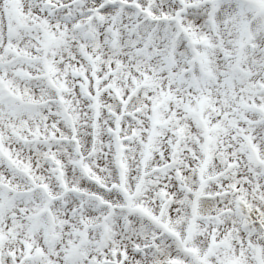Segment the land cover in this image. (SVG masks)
<instances>
[{"label":"snow or ice","instance_id":"6c2138e0","mask_svg":"<svg viewBox=\"0 0 264 264\" xmlns=\"http://www.w3.org/2000/svg\"><path fill=\"white\" fill-rule=\"evenodd\" d=\"M0 264H264V0H0Z\"/></svg>","mask_w":264,"mask_h":264}]
</instances>
